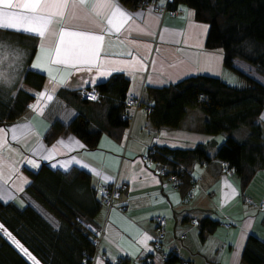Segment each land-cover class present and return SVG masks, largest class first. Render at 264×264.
I'll list each match as a JSON object with an SVG mask.
<instances>
[{
	"label": "crops",
	"instance_id": "crops-1",
	"mask_svg": "<svg viewBox=\"0 0 264 264\" xmlns=\"http://www.w3.org/2000/svg\"><path fill=\"white\" fill-rule=\"evenodd\" d=\"M93 2L89 0L84 11L100 19L91 13ZM114 2L132 14V19L120 32L104 34L96 65L81 64L75 68L49 65L56 81L47 71L32 67L40 55L39 37L23 31L0 29V42L6 45L0 51L1 88L15 91L22 88L34 96L20 118L0 126L5 130L0 132V198L20 207L31 206L57 227V220L26 193L25 188L30 182L27 171L36 172L43 163L63 172L79 168L90 175V184L95 189L118 175L128 188L118 196L108 213L96 264H116L119 260H125L126 264H147L145 259L148 258L152 260L150 264H166L163 255L172 251L179 259L173 264H243L241 254L248 236L254 235L264 242V210L261 209L264 207V168L257 170L246 188L241 189L238 176L230 174L226 164L214 158L225 135L205 133L203 123L206 118L199 110L189 108L176 128L154 129L146 108L142 107L135 118L132 140L125 152L121 132L117 133L119 136L104 131L93 149L70 132L59 135L50 144L44 139L53 122L67 124L78 113L59 97L60 91L82 95L115 74L128 79V93L133 94L197 75L219 77L225 82L230 78V85H243L240 74L224 67L222 49L206 47L208 25L197 21L189 7L181 5L175 11L161 14L152 8L129 9L120 0ZM156 2L163 5L162 0ZM62 26L103 34L89 20L70 19L67 14ZM31 42L35 45L32 55ZM234 67L264 83V79L247 64L235 60ZM24 70L44 76L40 89L24 84ZM60 80L63 83H59ZM49 95L51 99L47 98ZM258 120L264 124V108ZM245 133L244 129L235 137L244 138ZM154 145L170 149H189L197 145L209 148L211 160L208 163H193L189 167L191 180L197 181L192 191L187 185L173 189L166 177L158 174L157 164L144 159L147 149ZM244 198H249L252 205L246 204ZM122 206L126 209L122 210ZM160 216L166 218L165 238L160 249L154 252L155 220ZM203 218L217 220L219 224L201 238L199 221ZM102 219L100 213V225ZM225 223L230 226L225 227ZM4 229H0L2 234L34 263Z\"/></svg>",
	"mask_w": 264,
	"mask_h": 264
},
{
	"label": "trees",
	"instance_id": "trees-1",
	"mask_svg": "<svg viewBox=\"0 0 264 264\" xmlns=\"http://www.w3.org/2000/svg\"><path fill=\"white\" fill-rule=\"evenodd\" d=\"M156 1L120 0L129 9L144 8L143 2ZM181 5L192 9L195 19L208 25L206 47L222 49L224 67L240 74L244 83L234 86L219 77L190 76L167 86L145 88L141 108H146L154 129L176 128L189 108L199 110L206 118L205 133L225 135L214 158L224 162L227 170L238 176L240 187L244 189L256 171L264 168V124L258 120L264 108V83L244 75L234 67V61L247 64L264 79V0H170L167 10L175 11ZM30 44L32 55L35 45ZM22 80L25 85L40 89L44 76L24 70ZM128 84L123 75H112L94 87L100 94L95 102L86 100L79 92L60 91L59 97L78 113L67 124L53 122L44 135L46 143H52L67 132L77 136L89 149L97 147L104 131L113 135L121 132L122 140L128 127L124 104ZM33 99L25 89L15 91L0 86V126L20 118ZM244 129L245 137L236 138L235 134ZM208 151L205 145L189 149L154 145L147 149L145 156L162 165L167 174L178 175L180 185L190 187L189 167L193 163H208L211 160ZM27 173L30 182L26 193L57 220V227L31 206L20 207L1 198L0 224L38 264H90L94 250L92 239L100 226L98 216L102 213L99 189L91 186L90 175L75 167L63 172L46 163L38 171ZM218 224L211 218L201 219V238ZM262 224L264 226V216ZM167 255L166 264L179 261L174 251ZM241 259L243 264H264V242L249 235ZM0 264L34 263L0 231ZM116 264H126V261L119 260Z\"/></svg>",
	"mask_w": 264,
	"mask_h": 264
},
{
	"label": "snow or ice",
	"instance_id": "snow-or-ice-1",
	"mask_svg": "<svg viewBox=\"0 0 264 264\" xmlns=\"http://www.w3.org/2000/svg\"><path fill=\"white\" fill-rule=\"evenodd\" d=\"M88 2L89 0H15V2L14 0H0V29L23 31L39 37L40 55L32 67L43 69L50 76L52 69L48 67L49 65H62L65 68H75L81 64L96 65L100 59L104 34L120 32L132 19V14L122 10L114 0H94L91 13L95 17H100V19H95L84 11ZM14 8L23 11H9ZM66 14L70 19L89 20L103 34L69 30L62 26ZM54 25L61 26L54 27ZM5 48L6 45L0 42V51ZM51 78L56 81L55 76ZM58 82L63 83V80ZM40 95L43 97L44 94ZM47 98L51 99V96ZM91 98L95 99L94 96ZM0 132H5V130L0 129ZM0 229H3V225H0ZM4 231L7 230L4 229ZM8 235L13 243L34 261V264H38L35 257H32L23 245L11 237V234Z\"/></svg>",
	"mask_w": 264,
	"mask_h": 264
},
{
	"label": "built area",
	"instance_id": "built-area-1",
	"mask_svg": "<svg viewBox=\"0 0 264 264\" xmlns=\"http://www.w3.org/2000/svg\"><path fill=\"white\" fill-rule=\"evenodd\" d=\"M162 1H163V5H158L155 2H143L142 6L144 8H152L154 11L160 12L161 14H163V13L168 11L167 5H168V2L170 0H162ZM143 95H144L143 89L137 94L127 93V95H126L124 104H125V108L127 111L128 127L125 130L123 140H122V146H123L124 152L128 148L130 141L132 140L133 125H134L137 113L139 112V110L141 108V102L143 100ZM83 96L86 100H88L90 102H95L99 99L100 94L96 89L91 88V89L85 90L83 92ZM93 96L95 97V99L91 98ZM144 159L149 161V159L146 156L144 157ZM157 165H158V174L160 176L166 177L170 186L173 189H177L180 185L179 176L176 174H167L166 169L162 165H160V164H157ZM228 172L230 174H233L232 170H228ZM196 184H197V181L193 180L192 185H191V191L195 188ZM127 188H128V184L120 181L118 175L114 178V180L107 182V183L100 184V186L98 188L99 194H100L101 199H102L103 219H102L101 225L99 226L98 230L95 233V236L92 239V244H93L94 250H93V254L90 258V264H96V261L100 255V244H101V240H102V236H103V232H104V224L106 222V218L108 216V213H109L110 209L115 206L116 199L118 198V196L123 191L127 190ZM244 201L246 204L252 205V201L249 198H244ZM121 209L125 210L126 207L122 206ZM261 209L264 210V207H262ZM165 226H166V218L165 217L160 216L155 220V227H154L155 236H154V239L152 242V250L154 252L160 249L161 242L165 238ZM224 226L229 227L230 223H225ZM166 257H167V254L163 255L164 260L166 259ZM145 262L147 264H150V263H152V260L148 258V259H145Z\"/></svg>",
	"mask_w": 264,
	"mask_h": 264
},
{
	"label": "rangeland",
	"instance_id": "rangeland-1",
	"mask_svg": "<svg viewBox=\"0 0 264 264\" xmlns=\"http://www.w3.org/2000/svg\"><path fill=\"white\" fill-rule=\"evenodd\" d=\"M251 72H254V71L252 70ZM226 81H227L228 84L232 82V80H231L230 78L227 79ZM132 136H133V131H132ZM102 213H103V212H102Z\"/></svg>",
	"mask_w": 264,
	"mask_h": 264
},
{
	"label": "bare ground",
	"instance_id": "bare-ground-1",
	"mask_svg": "<svg viewBox=\"0 0 264 264\" xmlns=\"http://www.w3.org/2000/svg\"><path fill=\"white\" fill-rule=\"evenodd\" d=\"M170 255V254H169ZM168 256V255H167ZM168 259V258H167Z\"/></svg>",
	"mask_w": 264,
	"mask_h": 264
}]
</instances>
